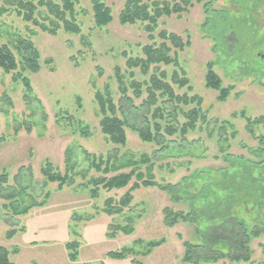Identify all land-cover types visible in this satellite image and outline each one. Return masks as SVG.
<instances>
[{
    "label": "rangeland",
    "instance_id": "374dc122",
    "mask_svg": "<svg viewBox=\"0 0 264 264\" xmlns=\"http://www.w3.org/2000/svg\"><path fill=\"white\" fill-rule=\"evenodd\" d=\"M104 1L114 19L106 27L95 28L90 1L79 0L78 34L62 27L55 34L42 31L17 16L13 6L0 15V44L12 45L19 37H27L40 56V69L23 73L31 85L29 93L21 80L13 79L14 72L0 69V174L7 176V182L0 184V246L9 251L13 264H182L183 241L199 240L193 225H164L165 206L187 210L188 205L170 202L155 186L132 191V201L121 213L105 214L104 201L120 199L130 184L110 191L100 189L98 197L91 198L87 182L98 173L89 168L91 159L85 151L125 161L146 155L153 164V180L159 184H176L194 173L211 172L224 166L226 156H244L259 166L254 174L264 184V59H259V54L264 55V0H189L186 11L161 16L155 42H160L158 32L165 30L188 44L176 51L177 66L154 64L146 75L127 68L124 56L141 55V46L148 43L142 24L120 25L116 14L122 1ZM227 20H234L237 35L230 32ZM208 62H213L222 86L229 88L222 101L217 99V91L205 85ZM116 67L126 84L132 79L130 71L139 82L148 80L152 72H164L175 94L200 98L204 115L184 136L179 130L168 135L163 131L166 125L179 129L185 121L183 112L197 103L163 105L159 100L166 112L161 120L164 141L160 145L142 141L128 128L124 146L107 142L98 125L94 93L107 84L117 102ZM173 72L179 78L185 76L188 83L179 87L171 82ZM128 95L132 96L130 89ZM145 97L142 87L141 97L134 103L139 105ZM246 117L262 118L252 132L246 130ZM257 149L261 150L259 156L252 154ZM68 150L80 175L72 185L58 188L57 183L46 182L40 169L48 161L63 173ZM146 166L139 165V170L145 171ZM32 202L43 204L21 215H14L9 208ZM125 226L133 229L130 234L119 230ZM8 230L15 231L11 238L6 237ZM150 241L160 244L144 254ZM72 242L77 243L74 260L66 247ZM249 248L247 262L223 259L214 264H264V233L252 238ZM122 250L126 251L124 258L107 255Z\"/></svg>",
    "mask_w": 264,
    "mask_h": 264
},
{
    "label": "trees",
    "instance_id": "16d2710c",
    "mask_svg": "<svg viewBox=\"0 0 264 264\" xmlns=\"http://www.w3.org/2000/svg\"><path fill=\"white\" fill-rule=\"evenodd\" d=\"M91 4L92 20L95 28H103L113 21L111 8L104 0H89ZM122 4L116 14L117 22L122 26L142 24L148 43L141 46V55L125 56L127 68H136L141 74L146 75L150 66L158 63L165 65H178L176 51L188 44L183 43L182 38L175 34L161 30L157 34L159 43L155 42L154 31L157 20L161 16H170L174 13L186 11L189 0H121ZM200 1V0H196ZM79 0H0V15L7 12L10 7L16 11V15L23 21L38 26L42 31L55 34L60 27L65 32L80 33V24L76 20V6ZM45 12V15L42 14ZM80 11H83L82 9ZM46 20L47 23L44 21ZM241 20H237L239 22ZM245 21V20H242ZM236 22V21H235ZM247 23V21H245ZM230 32L237 35L233 26L234 20L226 21ZM241 23V22H240ZM84 40V38H82ZM237 43L238 36H235ZM256 44L259 46L260 41ZM173 54H170L171 50ZM259 59L264 55L259 54ZM0 69L5 73H13L14 80H21L27 93L31 92L30 82L23 73L37 72L40 69V56L37 48L30 38L19 37L14 44H0ZM128 84L121 74L120 68H115V79L118 84L120 96L114 102L109 86L104 85L102 91L94 93V100L98 107L100 119L98 122L101 133L107 142L124 146L126 143L125 129L135 132L144 142H153L160 145L163 141L161 120L164 119L165 103L195 102L197 105L185 112V121L177 129L173 124H167L163 131L172 135L178 131L184 136L189 130H193L200 117L204 114L200 110V98L196 95L188 97L186 93L178 95L174 93L170 82L166 80L165 73L152 72L148 80L139 82L133 78ZM171 82L183 87L188 83L185 76L179 78L176 72L171 74ZM205 85L218 92L217 99L222 101L229 94V88L223 87L220 78L213 70V62L206 64ZM144 88L146 97L136 105L134 99L141 97V89ZM131 90L132 96L128 95ZM26 93V94H27ZM159 100L161 104H159ZM246 130L252 132L254 124L262 118L246 117ZM263 143V142H262ZM261 150L257 149L252 154L259 156ZM90 158L89 168L98 173L87 182L91 198H97L100 189L110 191L130 186L120 199L107 198L104 201L103 212L107 215L119 214L128 207L132 201V191L140 187L155 186L166 193L172 203H186L187 210H174L165 206L162 210L163 223L172 227L177 223H187L195 226L199 240L191 242L184 240L182 246L184 253L182 264H208L216 263L223 259L235 262H247L250 259L249 244L252 238L264 233V184L254 174L259 167L249 162L244 156H226L224 166L211 172H197L183 178L176 184H159L153 180V164L151 159L142 155L139 160H119L117 157L84 152ZM230 159L226 161L228 158ZM231 160V163H229ZM64 172L54 170L50 162L41 167L40 174L46 182H55L58 188L64 185H72L75 176L80 173L74 169L70 151L65 152ZM147 165L145 171L139 170V165ZM129 169L128 171H123ZM7 182L6 173L0 174V184ZM47 196V193H46ZM13 195L7 198H12ZM39 204L33 202L27 206L18 208L9 206L14 215L27 213L31 208ZM248 215V218L245 216ZM249 216H253L249 219ZM122 233L130 234L131 227H120ZM14 230H8L6 237L11 238ZM110 234L109 236H113ZM180 238V237H179ZM159 241H150L144 254L159 245ZM69 258L74 260L77 256V243H67ZM112 258H124L126 251H109ZM9 251L0 246V264H13L9 259Z\"/></svg>",
    "mask_w": 264,
    "mask_h": 264
}]
</instances>
